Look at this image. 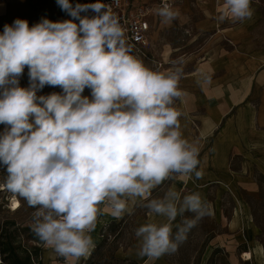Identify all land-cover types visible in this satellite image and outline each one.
I'll return each instance as SVG.
<instances>
[{
	"label": "clouds",
	"instance_id": "clouds-1",
	"mask_svg": "<svg viewBox=\"0 0 264 264\" xmlns=\"http://www.w3.org/2000/svg\"><path fill=\"white\" fill-rule=\"evenodd\" d=\"M70 19L5 24L0 33V168L6 188L34 208L35 236L70 264L90 254L99 206L114 218L139 202L160 221L135 231L137 255L175 253L211 215L199 192L152 190L175 176L199 179L200 141L183 136L174 106L183 59L152 70L132 55L125 29L103 2L56 0ZM251 0H223L216 20L251 19ZM164 22L178 13L166 2ZM92 13L88 15V13ZM27 68L28 86H20ZM45 86L60 92L38 95ZM90 96L83 95L85 89ZM185 213H192L191 219ZM178 217H185L180 223ZM175 227V232L173 228Z\"/></svg>",
	"mask_w": 264,
	"mask_h": 264
},
{
	"label": "rangeland",
	"instance_id": "rangeland-1",
	"mask_svg": "<svg viewBox=\"0 0 264 264\" xmlns=\"http://www.w3.org/2000/svg\"><path fill=\"white\" fill-rule=\"evenodd\" d=\"M222 3L223 0L175 1L177 17L171 22H164L160 17L149 45L132 49L131 54L145 66L161 72L173 70V62L183 59L180 65L183 75L178 85L182 96L175 100L174 106L182 113L179 119L185 138L188 132L195 137L196 120L204 113L199 111L190 116L186 111L190 91L198 98L219 90L231 94L229 87L236 77L244 84L243 94L249 95L248 101L255 106L264 105V96H261L264 94V0H251L253 16L243 22H218L216 16ZM208 8L214 9L212 17L207 15ZM203 19L216 21L215 29L201 28L198 21ZM205 61L209 67L204 74L200 68ZM60 91L59 87L45 86L37 94ZM83 95L90 96V90L86 88ZM239 107L230 113L231 119ZM260 115V126L264 127V112ZM249 162L244 180L239 178L234 185L212 194L207 202L211 215L197 222L175 253L155 260L146 258L145 264H264V161ZM233 166L238 170L234 173L242 176L240 158H235ZM6 175L0 168V183L4 186ZM13 197L21 202L16 211L9 209ZM34 211L17 194L7 189L0 191V264H70L53 250L47 251L35 236L31 229ZM192 216L185 213L186 218ZM185 217H178L174 225ZM119 219L104 228V240L94 255L85 262L80 258L77 264H140L135 257L124 259L118 254L125 242L128 243L124 239L125 231L135 236L139 227L130 215ZM92 251L93 248L88 256ZM245 252H252L253 259L243 260Z\"/></svg>",
	"mask_w": 264,
	"mask_h": 264
},
{
	"label": "crops",
	"instance_id": "crops-1",
	"mask_svg": "<svg viewBox=\"0 0 264 264\" xmlns=\"http://www.w3.org/2000/svg\"><path fill=\"white\" fill-rule=\"evenodd\" d=\"M157 1L159 0H133V3L135 5L153 4ZM170 1L173 9L177 7L174 4L177 0ZM71 2L73 4L90 3L89 0H71ZM218 7L219 3L216 4L217 9ZM213 14L214 9L208 8V17H212ZM88 15H91V13L89 12ZM42 18H47L54 22L70 19L57 6L56 0H0V33L3 32L5 24L11 25L16 19L27 20L31 27ZM159 18L160 16L157 15V11L150 17L152 25L150 40L154 29L158 25ZM215 23L216 21L206 19L198 21V25L201 28L212 30L215 29ZM208 64V61L201 63L200 70L202 73L205 74L207 67H209ZM27 71V68H25L24 74L20 79V86L22 87L28 86ZM206 75H209V73H206ZM237 79L235 77L229 87L232 90L231 94L219 90L214 93L202 94L198 98L195 93L191 91L188 93L186 111L189 115H192L190 113L204 111L200 115L201 119L196 120L198 123V131L195 137L193 138L189 132L186 134V138L190 141H200V164L198 170L202 172V177L197 179L194 175L192 178L175 176L153 189L152 198L163 197L165 192L171 188L182 194L199 192L203 200L207 203L211 200L214 192L223 191L229 185H234V182H237L239 178L244 180L246 178L244 170L246 167H249L250 160L257 159L264 161V127L260 126V114L264 112V105L261 103L255 106L250 100L248 101L249 95L243 94L245 92V86ZM261 96L263 97L264 94H261ZM237 107L239 108L236 116L231 119L230 113ZM3 127V125H0V131L3 130ZM236 157L240 158L241 161L240 168L242 176L236 174L238 170L233 166ZM129 206L132 208L131 214L126 212L122 218H127L130 215V217H134L135 223L139 226L148 222L149 219L156 221L163 219L161 217H155L148 210L145 211L146 208L142 207L139 202L135 204L129 202ZM99 208L101 209L97 216L96 226L99 222H103V225L98 230L95 226L94 231L90 233L94 247L90 256L82 257L83 262L87 261V259L89 260L102 244L104 240V228L110 223L120 220L110 214V209L105 204H101ZM125 233L124 239H128V243L125 242L124 247L119 249V256L124 259L135 257L139 260L140 264H145L147 257L142 258L137 255L138 242L136 237L127 230ZM98 238L100 239L98 240Z\"/></svg>",
	"mask_w": 264,
	"mask_h": 264
},
{
	"label": "built area",
	"instance_id": "built-area-1",
	"mask_svg": "<svg viewBox=\"0 0 264 264\" xmlns=\"http://www.w3.org/2000/svg\"><path fill=\"white\" fill-rule=\"evenodd\" d=\"M94 3L95 0H89ZM119 18L125 29L126 37L135 48L148 46L150 43V17L165 2L159 0L153 4L135 5L133 0H103ZM172 6L170 0H166ZM92 14V13H91Z\"/></svg>",
	"mask_w": 264,
	"mask_h": 264
},
{
	"label": "bare ground",
	"instance_id": "bare-ground-1",
	"mask_svg": "<svg viewBox=\"0 0 264 264\" xmlns=\"http://www.w3.org/2000/svg\"><path fill=\"white\" fill-rule=\"evenodd\" d=\"M191 185V184H189ZM6 186H4L2 183H0V191H4L6 190ZM21 207V202L19 201V199L17 197H13L11 199L10 205H9V209H11L12 211H16ZM101 209V208H100ZM101 221V220H100ZM103 225V222H99L97 223V230ZM101 230V229H100ZM101 235V234H100ZM100 238H98L99 240ZM102 241V240H101ZM101 244V243H100ZM47 251L52 250L51 248L46 247ZM242 259L245 261L251 260L253 259V253L252 252H245L242 256Z\"/></svg>",
	"mask_w": 264,
	"mask_h": 264
}]
</instances>
